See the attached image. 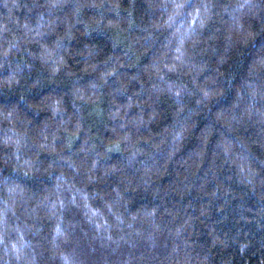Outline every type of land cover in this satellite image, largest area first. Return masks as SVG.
<instances>
[{
  "label": "trees",
  "instance_id": "trees-1",
  "mask_svg": "<svg viewBox=\"0 0 264 264\" xmlns=\"http://www.w3.org/2000/svg\"><path fill=\"white\" fill-rule=\"evenodd\" d=\"M0 264H264V0H0Z\"/></svg>",
  "mask_w": 264,
  "mask_h": 264
}]
</instances>
